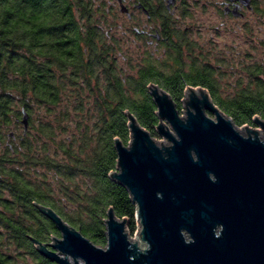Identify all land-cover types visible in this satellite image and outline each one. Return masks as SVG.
<instances>
[{"label":"trees","instance_id":"obj_1","mask_svg":"<svg viewBox=\"0 0 264 264\" xmlns=\"http://www.w3.org/2000/svg\"><path fill=\"white\" fill-rule=\"evenodd\" d=\"M121 19L112 0H0V129L21 109L29 116L20 143L0 149V264H55L32 241L58 233L37 205L97 246L106 244L109 208L135 230V204L109 174L114 139L129 141L126 112L158 137L149 84L178 109L186 85H200L237 126L264 119V65L247 66L245 86L231 93L194 70L184 82L165 61L132 53Z\"/></svg>","mask_w":264,"mask_h":264},{"label":"water","instance_id":"obj_2","mask_svg":"<svg viewBox=\"0 0 264 264\" xmlns=\"http://www.w3.org/2000/svg\"><path fill=\"white\" fill-rule=\"evenodd\" d=\"M147 90L159 139L126 112L129 141L114 139L109 174L135 204V237L109 208L100 247L37 205L59 237L32 239L35 248L55 264H264V119L237 126L202 86L185 89L182 115L165 89Z\"/></svg>","mask_w":264,"mask_h":264},{"label":"flooded vegetation","instance_id":"obj_3","mask_svg":"<svg viewBox=\"0 0 264 264\" xmlns=\"http://www.w3.org/2000/svg\"><path fill=\"white\" fill-rule=\"evenodd\" d=\"M161 1L162 8H154L140 0H122L127 9L122 12L118 1L112 0L123 18L120 22L133 32L132 53H148L165 61L180 71L184 82L187 71L194 70L195 75L205 76L195 77L197 80L234 86L232 92L245 86L247 41L255 39V46L261 51L264 48V0H173L169 5ZM200 1L211 11L209 15L206 9L191 11H197ZM147 2L154 4L155 0ZM169 54H175L174 62ZM257 63L264 65L263 55ZM185 89L181 99L185 98ZM22 112L21 109L18 116H10V125L0 129L1 150L20 143Z\"/></svg>","mask_w":264,"mask_h":264},{"label":"rangeland","instance_id":"obj_4","mask_svg":"<svg viewBox=\"0 0 264 264\" xmlns=\"http://www.w3.org/2000/svg\"><path fill=\"white\" fill-rule=\"evenodd\" d=\"M187 1H193V0H187ZM203 1H206V0H203ZM192 7H193V5H192ZM201 9H206V11H205V14L206 15H209L211 13V11L209 10V8L204 5V2H201V1L196 6V10L197 11H195L194 9H191V11L198 12ZM115 33L118 34L117 32H115ZM246 45H247V48H246V58H247L246 63H247V66H250V65H253L255 62L260 61L261 55L264 56V48L261 51L258 47H256L255 46L256 45L255 39H251L250 41H247V44ZM122 47H125V44ZM247 79H248V77H247ZM233 87L234 86H229V85L225 86V85H223V88H222L223 90H221V92L224 93V94L231 93ZM179 111H180V114L182 115L183 114V111H184V108H183V105H182L181 102H180V109H179ZM209 116L213 118V115L212 114H209ZM239 127H241V126H239ZM251 127L252 128H258V126L254 125V124L251 125ZM20 131H21V129H18V133L19 134H20ZM155 138L156 139H159V137H155ZM127 230H128L129 237L130 238H134L135 237V234H136V226H135V230L133 232H130L129 229H128V227H127ZM54 236H58L59 237V234L57 233ZM102 247H104V246H102Z\"/></svg>","mask_w":264,"mask_h":264}]
</instances>
